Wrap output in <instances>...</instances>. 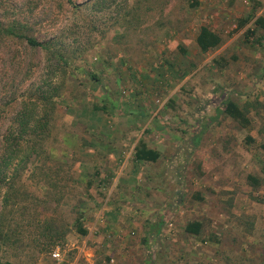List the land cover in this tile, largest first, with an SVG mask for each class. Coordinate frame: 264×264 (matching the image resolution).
<instances>
[{
	"label": "rangeland",
	"instance_id": "obj_1",
	"mask_svg": "<svg viewBox=\"0 0 264 264\" xmlns=\"http://www.w3.org/2000/svg\"><path fill=\"white\" fill-rule=\"evenodd\" d=\"M7 1H0V13L19 15L22 3L23 17L40 37L72 24L63 43L75 51L64 74L41 49L0 39V102L18 106L33 81L43 80L48 89L64 81L45 144L49 159L43 164L38 157L18 184L21 192L23 184L46 199V212L67 227L61 260L51 251H22V226L20 239L0 257L20 264H88L90 257L100 264L104 257L80 249L117 245L133 247L126 253L132 264H264V185L246 182L248 173L262 175L264 167V29L249 35L252 19L238 26L252 12L264 16V0H107L98 11L60 0H43L34 9L24 0ZM200 25L218 32L222 43L201 53L195 42ZM226 97L251 103L249 128L217 110ZM247 134L255 141L247 142ZM137 137L160 156L140 162L137 183L130 185L123 179L132 172L129 152ZM106 150L114 157L104 159ZM50 168L57 172L49 179L55 186L45 177ZM109 207L122 212L117 231L105 225ZM78 212L87 228L83 236L73 225ZM7 219L22 223V209ZM193 219L201 221L205 241L183 231ZM108 257L106 264H117Z\"/></svg>",
	"mask_w": 264,
	"mask_h": 264
},
{
	"label": "trees",
	"instance_id": "obj_2",
	"mask_svg": "<svg viewBox=\"0 0 264 264\" xmlns=\"http://www.w3.org/2000/svg\"><path fill=\"white\" fill-rule=\"evenodd\" d=\"M6 4L7 0H0ZM43 0H24L23 3L27 8H37ZM107 0H87L83 3H76L75 0H60L62 4L71 5L79 10L80 5L86 6L90 11L101 10V6ZM14 7L16 4L11 3ZM80 4V5H79ZM20 14H14L12 17L0 13V39L17 38L22 44L30 49H41L44 51L48 60H54L55 69L59 68L60 72L66 73V68L73 60V52L69 53L63 41L67 31L72 24L64 27L58 33L46 37L37 35L38 27L36 24L23 17L22 3L20 4ZM134 10L128 11V16L134 18ZM248 14L244 18L238 19V26H243L248 20H253L251 27L247 29L249 35L256 33L258 29H264V16L259 14ZM128 19V17H123ZM222 36L206 25L198 27L195 42L201 53L207 52L218 47L222 43ZM178 49L184 53L185 49L179 45ZM63 82L59 81L51 89L46 88L43 80L31 82L22 92V98L18 106L9 103L0 102V250L12 242L20 239L21 233L17 227L22 226V251L27 247H32L36 253L52 251L65 240L67 227L60 218L49 215L47 210L48 201L27 191L22 184V192L18 182L25 170H33L38 165L37 158L42 155V163L49 159L48 152H45V144L51 134V123L56 109V98L60 96ZM49 84V83H47ZM17 98L13 99L14 102ZM10 108L9 117L7 115V124L3 121V113ZM251 103L244 101L242 104L234 101L230 97L224 98L218 106V111L233 119L238 126L249 128L252 124ZM5 124V125H4ZM247 142H254V138L247 134ZM160 156L157 149L147 146L145 141L139 139L134 145L133 158L140 162H156ZM89 170V168H88ZM262 175L248 173L246 182L252 187L264 185V167H261ZM57 174L50 168L45 173L48 184L51 176ZM56 181L51 184L55 186ZM49 186V185H48ZM22 193V195H21ZM50 195L49 191L46 196ZM197 198H199L197 196ZM22 201V207H21ZM42 207V211H39ZM22 209V223L20 220L9 223L7 215L15 214L17 210ZM41 216V217H40ZM81 212L73 219V225L77 234L83 236L87 233V228L81 222ZM160 223H156L158 232ZM183 231L195 237L204 235L202 223L200 220L193 219L187 221L183 226ZM205 236V235H204ZM17 238V239H16ZM201 240L206 239L201 237ZM237 260H232V264H238ZM0 264H20L12 262L9 259L0 257Z\"/></svg>",
	"mask_w": 264,
	"mask_h": 264
},
{
	"label": "crops",
	"instance_id": "obj_3",
	"mask_svg": "<svg viewBox=\"0 0 264 264\" xmlns=\"http://www.w3.org/2000/svg\"><path fill=\"white\" fill-rule=\"evenodd\" d=\"M123 137H125V136L123 135ZM137 139H138V137L136 138V141H137ZM133 152H134V147L131 148L130 149V152H129V154L131 153V157L130 158H131V161H132V164H131L132 167H131L130 170H132V172L129 173V174H127V175H125V176H129L128 178L123 179V183H127V184H130V185H134L135 181L137 183L138 177L135 175V173H141V172H139L140 171V167H139L140 161L138 162V161H136L133 158ZM114 155L115 154H114L113 151L106 150V155L104 156L105 157L104 159H108L109 160L111 157H114ZM120 158H121V156H120ZM127 159H129V156L128 155H127V158H125V160L121 164V166L125 164V162L127 161ZM118 161H120V159H118ZM101 167L104 169V172H108V173L110 172V174L114 172V169H112L113 166H103V165H101ZM102 168H99V169H102ZM118 176H119V174L114 179L115 182L118 180ZM120 178H122V177H120ZM151 179L153 180V178H151ZM142 201H139V199H138V201H137L136 204H139L140 202H141V204H143L144 202H142ZM125 202H126L125 199H121L120 200V203H125ZM131 204H133V203H131ZM107 210L108 211L105 212V215L107 216V219L105 221L106 222L105 225H107L109 227L112 226L111 228L112 229L114 228V230L117 231L119 227H122V226H119L120 225V222H122L124 220L123 217H120V214L122 212H120V210H119L118 207H113L112 209L109 207ZM156 230H155V233H158ZM152 233H154V232L150 231V234H152ZM89 234L91 235L92 232H90ZM105 246L99 245V246H96V249L92 248L90 250L89 249H85V247H82L80 249V251L83 252V253H88V255H91V254L93 255L94 254L93 252H95V253L99 254L100 258L104 257V258H102L100 264H106L107 263V259L110 258L108 256H110V255L113 256L116 259V263L117 264L118 263L119 264H132V262L129 263L130 260L127 259V254H126V253H131V252L134 251V249H133L132 246H129L128 249H126L125 247H123V248L118 247L117 245H115L114 247H109V246L108 247L107 246L105 247ZM91 250H93V251H91ZM122 256H123V261L118 260V258L119 257L122 258ZM87 259L89 260L88 261V264H94V260L93 259H91L90 257H87ZM96 259H97V257H96ZM110 259H113V258L111 257Z\"/></svg>",
	"mask_w": 264,
	"mask_h": 264
},
{
	"label": "built area",
	"instance_id": "obj_4",
	"mask_svg": "<svg viewBox=\"0 0 264 264\" xmlns=\"http://www.w3.org/2000/svg\"><path fill=\"white\" fill-rule=\"evenodd\" d=\"M51 256L55 259V260H61V249L59 247V245L55 246L52 251H51Z\"/></svg>",
	"mask_w": 264,
	"mask_h": 264
}]
</instances>
